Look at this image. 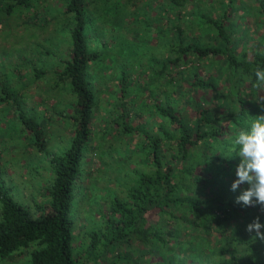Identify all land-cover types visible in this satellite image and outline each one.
<instances>
[{"label": "trees", "instance_id": "16d2710c", "mask_svg": "<svg viewBox=\"0 0 264 264\" xmlns=\"http://www.w3.org/2000/svg\"><path fill=\"white\" fill-rule=\"evenodd\" d=\"M38 1L0 0V19L4 23L11 21L14 14L20 15L33 10V5ZM60 1L63 10L54 8L59 11L55 17H64L62 21L67 24L70 37L69 41L68 38L65 41L70 48L67 58L61 60L60 71H56L55 75L66 85L67 94L72 98L70 115H62L63 119L68 118L72 122L71 143L62 154L49 156L52 180L40 202L33 204V208L14 201L5 189L0 191V262L13 254L30 249L25 264H105L109 258L111 259L108 264H116L121 259L119 254L115 255L117 250L135 241L157 252L161 257L160 264H185L187 258L191 260L189 264H264V242L254 238V231H246V226L257 216L264 224V212L259 205L244 206L242 203H235L238 196H235V192L219 187L216 189L220 181L227 186L225 167H205L208 163L206 156L211 158V163L217 161L229 165L235 158L234 152L231 156H226V153L221 155L203 151V162L198 165H203L202 170L205 172L215 170L218 177L215 180V190L212 188V198L185 199L179 195L180 184L184 179L191 178L193 183L205 182L200 175L194 174L196 166H188L184 162L192 155L190 148L197 149L201 143H207L213 137L216 139L220 136L217 128L223 120L220 110L229 106L228 104H233V108L238 105L239 111L224 118L231 119L232 126L237 129H242L240 119L243 114H261L264 99L258 98L257 102L253 103V109H246L249 102L239 96V90L248 88L250 96L257 94L258 89L253 87L254 69L264 68V55H261L264 50V33L259 37L258 49L249 53L243 49L238 52V42L234 39V28L229 19V10L233 9L236 0H226L225 4L221 5L223 12L217 18L197 9L190 13L189 23L193 28L208 35V42L204 44L187 33L186 25L182 24L178 12L185 10L194 0H162L164 9L160 12V21L163 28L160 27V36L165 48V58L161 61L160 73H166L171 65H188L190 58H193L195 62L191 66V77L194 79L192 86H210L215 88L217 93L214 83L199 78L197 65L207 59L213 61V58L220 57L224 65L219 67V71L224 77L226 94L217 93L219 103L214 110L200 109L199 105H194L198 109L197 114L193 122H187L182 115L183 105L179 108L170 100L174 90L166 96L164 104L156 96L160 85L157 76L154 78L157 82L155 92L149 96L153 102L152 106H146L143 100L140 102L142 111L147 112L149 116V122L155 118L151 126L149 123L131 126L127 122L132 118L131 105L120 102L116 106L119 114L112 117L111 121L117 127V134L126 138L135 134L139 137L143 156L141 162L147 165L149 170L133 171L134 178L129 184L124 183V198L115 197L110 200L111 215L101 216L99 227L81 236L87 242L75 246L76 235L70 208L75 197L74 188L77 189L78 181L85 172L84 165L93 134L92 120L97 107L98 90L94 87L90 71L92 64L99 58V52L93 48V39L87 37L89 29L95 23H90L94 20L89 15L86 0ZM109 3L116 7L122 5L119 0H109ZM221 3L222 1H219V4ZM176 11L177 15H173ZM120 76L119 91L121 97H124L122 94L126 89V71L120 72ZM9 94L7 93L8 96ZM16 109H20L18 104ZM132 113L135 116L141 114L136 110ZM18 117L24 129L33 136L35 145L42 150L45 141L40 125L24 112H20ZM179 207H183L184 211L178 218L173 211L180 210ZM181 221L187 224L188 230L196 234L184 248H178L179 230L174 228ZM171 222L174 225H171ZM212 231H216L218 237L211 247L207 236ZM261 231L264 232V229ZM193 240L198 241L194 244Z\"/></svg>", "mask_w": 264, "mask_h": 264}, {"label": "rangeland", "instance_id": "374dc122", "mask_svg": "<svg viewBox=\"0 0 264 264\" xmlns=\"http://www.w3.org/2000/svg\"><path fill=\"white\" fill-rule=\"evenodd\" d=\"M145 1L119 0L122 5L116 7L109 3V0L103 2L86 0L89 15L94 21L88 19L91 24L95 23L89 29L87 37L93 39V48L99 52V58L92 64L90 71L94 87L98 90V101L92 120L93 134L84 165L85 172L78 181L77 189L74 188L75 197L70 208L76 235L75 246L87 242L81 236L99 227L101 216L111 215L110 200L115 197L124 198V183L129 184L134 178L133 171L149 170L148 166L141 162L143 156L139 137L135 134L126 138L117 134V127L111 121L112 117L119 114L116 106L120 102L131 105L132 118L127 120L131 126L143 123H149L151 126L155 118L149 122V116L147 112L142 111L140 102L143 100L146 106H152L153 102L149 96L155 92L158 82L160 85L156 96L161 102L164 104L166 96L174 90L170 96L171 102L173 101V105L177 107L183 105L184 119L193 122L198 111L194 105H199L200 109L214 110L219 103L217 93L226 94L224 77L219 71L221 69L219 67L224 65L220 57L213 58V61L207 59L197 65L199 78L214 83L217 93L215 88L210 86L205 88L192 86L194 79L191 77L193 72L191 66L195 62L193 58H190L188 65H171L166 73H160L161 61L165 58L163 52L165 48L160 36V27L163 28L160 12L164 8L162 0ZM219 1L222 3L219 4ZM225 1L194 0L185 10H178L187 33L207 44L208 35L202 34L201 30L199 32L189 23L190 13L197 9L217 18L223 12L221 5L225 4ZM61 7L60 0H39L33 5V10L20 15L14 14L11 21L4 23L0 19V191L5 189L14 201L31 208L33 204L40 202L52 180L49 156L60 155L67 150L73 132L71 120L62 118L63 114L70 115L72 98L67 94L66 85L55 75L56 71H60L61 60L67 58L70 48L67 43L70 38L68 26L62 21L64 17L62 15L55 17L59 11L54 8L63 10ZM229 12L230 25L234 28L233 36L238 42L237 51L243 49L249 53L258 49L259 37L264 33V0H236ZM173 15H177V11ZM86 21L87 27L88 20ZM124 71L126 89L122 94L124 97H121L119 80L120 72ZM157 76L159 81L156 82L154 78ZM239 91V96L249 102L247 108L245 107L249 110L253 109V103L257 102L258 98L264 99V89H259L255 96H250L248 88ZM7 93H10L9 96ZM17 104L20 106L18 110ZM228 105L220 110V117L223 118L217 125L220 136L216 139L213 137L207 143H201L197 149H189L192 155L184 163L196 166L194 174L200 175L205 182L193 183L191 178L181 181L179 195L182 198L198 197L200 200L212 198L215 180L218 177L215 170L205 172L202 170L203 165L198 163L203 162L205 150L221 155L226 153L224 154L226 156L232 155V141L240 129L232 126L231 119L224 118L239 111V107L236 105L233 108V104ZM135 110L141 113L140 116L132 113ZM20 112L34 119L43 130L45 146L42 150L35 145L33 136L24 129L18 117ZM257 114H243L240 119L242 128L248 126L249 116L255 117ZM231 135L233 137H230ZM205 160L208 161L205 164L206 168H212V165L225 167L227 186L220 181L216 189L219 187L225 191L235 192L236 196L240 194L241 189L247 187L246 184H242L235 191L231 190V184L237 178L235 169L236 162H240L238 155H235L229 165L217 161L211 163L208 156ZM183 211L182 207L173 213L179 218ZM170 224L174 225L172 222ZM186 225L181 221L174 227L179 230L178 248H184L187 246L186 243L196 236L195 232L186 228ZM217 237L216 231L207 236L211 247ZM197 241L193 240V243ZM29 250L13 254L0 264H25ZM116 254L121 257L116 264L161 262L157 252L135 241L118 249ZM110 259L108 262L105 261V264H108ZM190 262L191 260L187 258L185 264Z\"/></svg>", "mask_w": 264, "mask_h": 264}, {"label": "clouds", "instance_id": "9594fccd", "mask_svg": "<svg viewBox=\"0 0 264 264\" xmlns=\"http://www.w3.org/2000/svg\"><path fill=\"white\" fill-rule=\"evenodd\" d=\"M264 55V50L261 51ZM255 89H264V68L254 69ZM261 114L249 116L248 126L240 129L232 141V151L240 157L236 166V179L231 184V190L235 191L240 185L247 187L241 189L235 198V203L244 206L259 205L264 212V104H261ZM264 224L260 222L259 216L255 217L246 226L249 233L255 232V239L264 242Z\"/></svg>", "mask_w": 264, "mask_h": 264}]
</instances>
